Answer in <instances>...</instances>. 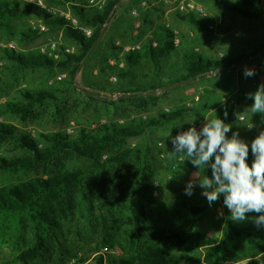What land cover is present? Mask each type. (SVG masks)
Returning a JSON list of instances; mask_svg holds the SVG:
<instances>
[{"label":"trees","instance_id":"obj_1","mask_svg":"<svg viewBox=\"0 0 264 264\" xmlns=\"http://www.w3.org/2000/svg\"><path fill=\"white\" fill-rule=\"evenodd\" d=\"M44 1L47 6L65 7L82 27L91 29L92 35L86 37L65 17L48 14L27 0H0V42L15 44L14 48H0V84L4 78L27 70L65 75L54 87L18 89L17 97L0 103V118L14 117L22 123L33 122L49 108L59 109L62 96L69 90L76 92L73 83L79 66L98 43L104 26L121 0H107L100 11L87 8L83 0ZM141 1L133 0L130 4V9H137L139 13V34L131 37L128 33L134 23L132 17L120 20L122 28L112 34L109 45L114 54L121 53V62L117 59L112 67H105L102 72L113 74L124 82L132 77L136 79L135 70L149 65L154 76L158 77L165 64L180 56L179 75L169 79L166 85L162 83L158 87V84H152L150 90L212 78L209 74L216 70H219L220 77L212 79V89L229 94L239 90L241 73L232 69L257 53L211 59L194 51L181 34L183 47L177 49L173 43L175 31L165 23H156V28L146 35L155 23L150 18L149 9L141 8ZM195 1L206 11L211 6H218L224 12L248 22L262 20L264 0ZM147 6L149 8V2ZM175 16L197 31H214L209 29L210 15L209 18H202L175 11ZM32 20L41 22L47 31L33 29L28 23ZM21 22L26 24L19 26ZM58 34L65 44L76 47L73 54L61 53L59 59H53L27 49L28 45L43 36ZM116 38L121 42L118 46ZM126 43L139 47L124 52ZM263 49L264 46L260 52ZM259 59L254 58V62ZM119 62L123 63L121 68ZM172 66L177 67L175 64ZM135 92L139 90L132 87L120 89L117 91L119 102L144 103L141 97L129 95ZM80 95L88 102H100L92 94ZM149 96L153 98L152 94ZM202 96L203 93L199 103L203 100ZM102 102L115 105L112 101ZM242 103L251 107L254 101L240 91L234 104L216 108L209 120L219 118L226 124L233 119L237 122L235 113ZM193 111L186 105H180L160 119L138 118L125 124L109 121L96 124L94 128L78 127L71 135L51 132L38 133L36 137L13 124L0 122V145L11 147L14 153L11 156L0 155V249L6 247L13 250L14 261L19 264L42 262L45 254L54 249L59 264H65L63 258L71 249L65 246L66 238L62 232L65 223H75L76 235L80 236V221L91 220L96 212L105 209L112 225L105 227L107 217L99 216L103 230L100 246L118 248L121 255L108 258L99 254L94 257L93 263H86L85 259L72 254L70 257L77 260L75 264H264V226L257 227L254 222L264 213H255V219L246 217L243 222L227 221L220 237H208L195 228L160 223L166 219L192 224L206 212L202 205L182 202L168 214L172 216L170 220L164 215L167 209L156 213L157 218L152 213L155 209L151 190L155 169L148 157H139V146H130L129 143L149 131L173 126ZM255 115L254 126L264 131V114ZM232 125L239 133V122ZM189 126V123L179 125L172 135L176 137L177 128L187 131ZM248 146L247 163L251 166L255 158L251 153V143ZM185 158L193 166L186 154ZM146 209L149 213L145 212Z\"/></svg>","mask_w":264,"mask_h":264},{"label":"rangeland","instance_id":"obj_2","mask_svg":"<svg viewBox=\"0 0 264 264\" xmlns=\"http://www.w3.org/2000/svg\"><path fill=\"white\" fill-rule=\"evenodd\" d=\"M42 1L45 3L44 0ZM166 1L168 4L165 3L166 8L164 16H158L159 14L155 13L157 10L160 12L162 9L161 6L160 8H155L151 3L150 10L154 11L152 20L155 24L153 28L149 30L150 32L156 28V23H165L175 31L174 39L177 38L179 41L178 45H174L177 49L183 47L180 41L181 34L185 38V41L190 43L194 51L208 56L211 59L226 55L230 56L240 53L249 54L250 52H255L257 53L256 56L252 57L247 62L235 66L232 70L241 73L242 82L239 85V90L245 97H248L249 93L254 94L258 87L264 84V49L260 52V48L264 46V9L262 20L257 23H252L238 16L224 12L218 6H211L208 9L209 11H207L209 15L212 18L221 16L223 22L216 30L208 33L197 31L188 24L178 21L175 16L173 0ZM154 2H156V0H154ZM49 7L53 9L55 15L59 14L62 16V13L65 14L69 12L65 7ZM124 7H126V10H123ZM124 7L117 11V13L110 15L107 24L104 26L101 38L97 40L98 43H96L79 66L73 83L76 92L69 90L66 95L62 96L59 109L49 108L43 112L41 118L33 122L22 123L14 117L0 118V122L13 124L36 137L38 133L63 132L67 134V129L71 127V124H73L72 127H74L75 131L81 126L92 127V125L109 121H118L121 124H125L130 121H135L138 118L160 119L165 113H168L169 110H173L180 105H186L194 109L191 114L187 115L181 121L176 122L173 126L169 125L160 130L149 131L145 136L130 141L129 145H138L140 151L139 157L142 155L148 157L151 164L154 166L155 176L152 180L151 189L152 197L154 198L153 207H155V209L152 210L154 217L157 218L156 213H162V211L167 209L168 212L164 215L170 220L172 216H168V214L178 208L182 202L199 204L206 208V212L198 217L192 224L178 223L176 221L170 222L166 219L164 222L160 223H167L173 227L195 228L208 237H220L225 223L229 220L232 222L234 221L231 219V212L223 203V195L210 206L207 198L202 195L204 189L198 186L199 178L202 179L205 175L212 178L211 168L208 167L205 170L194 168L188 162V159L185 158V154L178 155L175 158H169V152L173 151L171 141L175 137L172 135V131H174L176 127L194 122L201 124L203 127L216 108L223 107L228 103L234 104L240 91L238 90L229 94L212 89V79H215L212 75L213 73L209 74L212 78L207 77L202 80H195L189 83L185 82L180 85H169L163 89L150 90L152 84H158V87L161 86L162 83L166 85L169 79L179 75L178 72L181 66L180 56L174 58L170 64H165L158 77L154 76L153 69L149 65H144L142 68L135 70L137 74L136 79H132V77L124 82L121 80L119 81L113 74L102 72L105 67H112L117 59L121 62V53L118 51L114 54L109 44L112 34L122 28L120 26V20L123 17L128 18V16L131 15L129 14L131 10L130 5ZM120 12L121 15L118 16ZM30 22H28L29 25ZM25 24L26 22H21L19 26H24ZM78 25L80 24L78 23ZM48 36L49 35L37 39L35 42L28 45L27 49L30 51H39V49L47 43ZM58 36L63 46H71L74 48V52L76 51L74 45L65 44L61 35L58 34ZM8 45L14 46L15 44L12 42H0V48H4ZM254 58L260 59L258 62H254ZM173 64L177 65V67H173ZM246 67L255 70V75L246 78L244 76V69ZM56 74H51L46 71L31 72L27 70L14 76L4 78L3 82L0 84V103L17 97L16 91L18 89L56 86V83L65 77V75L62 74ZM58 77H61V80H59ZM112 77L116 78V82L111 80ZM157 78L162 80L158 81ZM126 87L139 90V92L129 95L141 97L140 99H143L145 104L138 102L120 103L118 100L120 94L117 93V91ZM81 93L92 94L98 98L100 102H88L81 97ZM202 93L203 100L200 103H193V98L196 95L201 96ZM151 94L153 98H149ZM102 101H112L115 105H107ZM249 109L250 105L242 103L235 113V119H238V121L236 122L233 119L230 122L231 124H237L239 122L237 129L239 131V139L248 145L252 143L261 132H264L263 130L256 129L254 126L256 115ZM230 123L229 125H231ZM249 123L253 125L251 129L247 127ZM233 133L236 132L232 125L231 131L226 135L229 134L232 137ZM230 136L227 137L231 138ZM13 154L14 153L11 152V147L0 145V155L11 156ZM190 181H193L196 186L193 188V194L188 196L185 194V189ZM145 212L149 213V209H146ZM99 216L107 217V219H105V227L110 228L112 220L107 215L105 209L98 213L96 212V215L91 220L83 219L80 221V236L76 235L75 230H77V227H74L75 223H65L62 230L66 238L65 246L71 247L69 253L65 254L63 258L65 264L76 263L77 260L70 257L72 254H76L77 258L85 259L86 263H93L94 257L99 254L108 258H118L121 255L118 248L100 246L103 230ZM256 216L257 214L254 212L246 214V217L250 219H255ZM61 239L64 240L63 237ZM197 255L198 254L195 256ZM230 262L231 261L228 263ZM0 264H19L14 261L13 250L6 247L0 249ZM35 264H59L55 250L50 249L43 257V261Z\"/></svg>","mask_w":264,"mask_h":264},{"label":"clouds","instance_id":"obj_3","mask_svg":"<svg viewBox=\"0 0 264 264\" xmlns=\"http://www.w3.org/2000/svg\"><path fill=\"white\" fill-rule=\"evenodd\" d=\"M212 75L219 79V70ZM254 75L255 70L244 69L246 78ZM247 98L254 101L249 109L253 114H264V84L254 94L249 93ZM224 115L226 118L227 112ZM247 127L251 129L253 125L249 123ZM230 131L231 125L219 118L207 120L200 131L191 127L172 139L173 151L169 152V158L186 154L194 167L204 170L210 167L212 178L206 175L199 178L198 186L204 189L202 195L210 206L223 195V203L231 212V219L243 222L247 213H264V132L251 143L255 159L249 166L248 144L239 139V133H233L228 138L226 134ZM195 186L190 181L185 194L191 196ZM254 222L257 227L264 226V214Z\"/></svg>","mask_w":264,"mask_h":264},{"label":"built area","instance_id":"obj_4","mask_svg":"<svg viewBox=\"0 0 264 264\" xmlns=\"http://www.w3.org/2000/svg\"><path fill=\"white\" fill-rule=\"evenodd\" d=\"M28 2L35 4L36 6L40 7L41 9H44L48 14L54 15L55 12L53 9L49 6H47L42 0H27ZM107 0H83L84 4L86 5L87 8L93 9L95 11H100L103 9L105 6ZM174 3V9L175 11H178L179 13H192L197 16H200L202 18H209V13L205 10V8L197 3L195 0H173ZM141 8H146L147 7V1L143 0L140 4ZM130 14L133 18H135V22L133 24V28L135 31H137L141 27V23L139 20H137L138 17V10L137 9H131ZM62 16H64L68 21L71 22V24L80 30L85 34L86 37H90L92 35L91 29L84 28L80 25H78L77 21L71 17V15L67 13H62ZM223 22V19L221 16H217L212 18L211 22L209 23V29L210 30H216L218 26H220ZM30 26L33 29H38L41 32H46L47 28L45 25H43L39 21H31ZM174 45H178L179 41L177 38L173 40ZM116 45H120L119 43H116ZM155 46V44H153ZM8 48H14L13 45H8L6 46ZM139 45H133V46H126L123 48L125 52L127 51H132L135 49H138ZM39 52L41 54H44L48 56L49 58L53 59H59L62 54H73L74 53V48L71 46H63L59 36L56 35H49L47 39V43L39 49ZM112 64V63H111ZM123 64H120L119 67L121 68ZM59 80H61V77H58ZM111 80L113 82H116V78L112 77ZM193 103H198L200 101V95H196L193 98ZM242 120V118H241ZM103 124V123H102ZM73 124H71V127H68L67 129V134L71 135L74 132V127H72ZM95 125H92L91 128H94ZM195 127L197 131H200L202 129L201 124H196V123H190L189 128ZM182 132H185V130L182 127L177 128L176 130V136L181 134Z\"/></svg>","mask_w":264,"mask_h":264},{"label":"crops","instance_id":"obj_5","mask_svg":"<svg viewBox=\"0 0 264 264\" xmlns=\"http://www.w3.org/2000/svg\"><path fill=\"white\" fill-rule=\"evenodd\" d=\"M132 1H133V0H121L120 3L115 7V9L113 10V12H112L111 14H113V13H117V11H119V10H120L121 8H123L124 6H128V5H130V4L132 3ZM142 1H143V0H142ZM142 1H141V2H142ZM146 1L149 2V5H151V3H152V6H154L155 8H156V7H157V8H160V6H161L162 9H161L160 12H158V13H160L161 16H164V15H165V14H164V13H165L164 11H165V8H166V7H165V6H166L165 3L168 4V2H167L166 0H156V2H154V0H146ZM163 2H164V3H163ZM155 5H156V6H155ZM142 9H144V8H142ZM148 9H149V11L151 12V17H150V18L152 19V18H153V15H152V14H153V11L150 10V9H151V6H149V8H148V6H147V8H146L145 10H148ZM123 10H126V7H124ZM130 11H131V10H130ZM130 11H129V14H130ZM162 13H163V14H162ZM67 14L71 15L69 12H68ZM115 15H116V14H115ZM119 15H121V12L118 14V16H119ZM129 16L132 17L131 15H129ZM132 19H133V17H132ZM133 22H135V19H133ZM116 23H117V21H116ZM133 24H134V23H132V28H131V30L128 31V33L130 34L131 37H135V36H137V35L139 34V31H140V30L135 31L134 28H133ZM120 26H121V25H120ZM118 27H119V26H118ZM149 32H150V31H147V32H146V35H148ZM116 43H119V44H120L121 42H120L118 39H116V40H115V44H116ZM128 45H130V44H129V43H126V45H124V47H126V46H128ZM124 47H123V48H124Z\"/></svg>","mask_w":264,"mask_h":264},{"label":"water","instance_id":"obj_6","mask_svg":"<svg viewBox=\"0 0 264 264\" xmlns=\"http://www.w3.org/2000/svg\"><path fill=\"white\" fill-rule=\"evenodd\" d=\"M102 34H103V30H102V33H101V35L99 36L98 40L101 38Z\"/></svg>","mask_w":264,"mask_h":264}]
</instances>
